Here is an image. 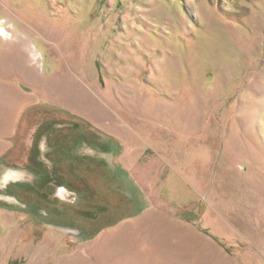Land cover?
<instances>
[{
	"label": "rangeland",
	"instance_id": "rangeland-1",
	"mask_svg": "<svg viewBox=\"0 0 264 264\" xmlns=\"http://www.w3.org/2000/svg\"><path fill=\"white\" fill-rule=\"evenodd\" d=\"M0 62L28 96L0 173V264H89L67 233L103 245L108 225L127 243L150 217L144 163L184 184L168 197L201 184L203 214L213 202L217 252L188 242L173 264H264V0H0ZM79 160L89 192L60 195Z\"/></svg>",
	"mask_w": 264,
	"mask_h": 264
},
{
	"label": "crops",
	"instance_id": "crops-1",
	"mask_svg": "<svg viewBox=\"0 0 264 264\" xmlns=\"http://www.w3.org/2000/svg\"><path fill=\"white\" fill-rule=\"evenodd\" d=\"M3 67L4 66L0 62V75L4 76V78H0V173H7L10 170L9 151L13 145L11 137L17 134L20 118L19 113L26 108L28 96L26 92L19 87L20 83L12 80L9 75L5 76ZM7 74L8 73H6V75ZM120 137L125 141L129 139L128 136L120 135ZM33 154H35L34 151L31 155ZM161 156H163V152L162 154L157 153V157ZM123 158H125V161L129 164L133 159H136L135 161L137 163L139 162V154L134 157V155L130 153ZM37 159H40V157L37 156ZM34 160L38 162L36 159ZM51 160L52 168L58 170L59 162L57 161V154L52 155ZM76 163L78 164L72 166V162H67V171L60 169V173L67 174L68 172L69 176H67L70 178L69 181H71V183H59L57 185L51 183L50 186H53V188L56 187L58 191H60V195L66 192L68 196L75 197L74 192L71 191L73 189L80 190L83 196L86 192H89L90 188L88 185V187L85 185V178L83 177L86 164L83 163V160H79ZM148 164L149 163H144L145 167L138 171L139 175L144 178L143 180H138L139 187L143 190V200L145 201V204L141 208L144 210V213L150 216L146 220V226L138 223L127 226V228H130L127 243L119 236L116 229L112 230L114 226L111 227L110 225L100 230L95 235L97 243L100 240H104L101 242L103 245L91 244L89 241L87 244V241H84V243L79 244L81 245L79 246L74 244L75 241L78 240L75 235L79 234V231L67 233L70 237L69 239L72 241V248L69 250V253H72V258H70L72 261L75 258L74 255L77 254V257L89 264H173V260H177L178 253L180 251H185L187 243L195 241L199 242V250H201V252L202 250L212 252V248L215 253L217 252L218 243L215 238L217 234L212 232V229L215 230L218 227V223H216L217 218L216 214H214L212 219L213 213L210 212L213 202L211 200L205 203L206 208L203 214L200 197L197 196L196 191L202 188L200 187L201 184L197 187H190L191 192L188 196L185 195V197L181 199L174 200L172 197H168V190H173L174 188L184 189V184L176 182L178 176L174 171L173 173L176 177L170 180L165 173V168L161 167L159 169V167H157L156 170H151V166H148ZM122 168L129 173L136 174V169L132 165L130 167L132 172L125 169L123 165ZM34 172V170L31 171L34 175V179H37L38 175ZM184 181L186 183L185 178ZM41 186H43V184ZM42 189L43 188L40 187V189L35 191L37 196L44 197L50 201L56 198L55 196H51L53 191L48 193ZM35 193L34 196L36 195ZM161 212L166 213L168 217L160 216L159 214ZM173 217L182 220L184 225L180 227L171 226L169 221L172 220ZM203 217L205 218V222L202 221ZM212 220L215 221L212 222ZM208 222L213 224V227L210 228L211 234L210 232L208 233L209 235L201 231L202 226L207 225ZM160 223L162 224L161 226H159ZM58 232L66 233L61 228H59ZM112 237L117 238L120 244L114 245L113 241L115 239H112ZM166 237H169V242L165 239ZM39 247V244L33 246L32 253L35 258L41 254V248ZM25 249L26 248H24V250ZM75 251L78 253L73 255ZM29 252L31 253L30 250ZM184 259L185 257L181 260Z\"/></svg>",
	"mask_w": 264,
	"mask_h": 264
},
{
	"label": "bare ground",
	"instance_id": "bare-ground-1",
	"mask_svg": "<svg viewBox=\"0 0 264 264\" xmlns=\"http://www.w3.org/2000/svg\"><path fill=\"white\" fill-rule=\"evenodd\" d=\"M2 31H3V29H2Z\"/></svg>",
	"mask_w": 264,
	"mask_h": 264
}]
</instances>
